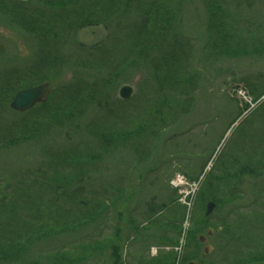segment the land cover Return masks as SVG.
Wrapping results in <instances>:
<instances>
[{
    "label": "trees",
    "instance_id": "obj_1",
    "mask_svg": "<svg viewBox=\"0 0 264 264\" xmlns=\"http://www.w3.org/2000/svg\"><path fill=\"white\" fill-rule=\"evenodd\" d=\"M193 1L0 0V13L9 16L11 23L34 41L25 59L30 64L24 66L10 64L0 45V155L23 146H42L49 137L68 129L84 132L92 139V143L82 141L72 150L64 148L61 156L52 155L45 167L32 166L21 177L12 176L16 187L0 195V263L96 264L102 258V264H125V241L119 234V223L125 219L126 211L119 209L118 203L121 201L124 206L122 198L127 189L121 181L115 190L112 187L113 194L104 188L84 192L83 179L91 180L90 175L118 151L132 152L144 162L142 141L155 143L162 131L192 115L204 81L203 71L212 70L223 59L264 56L262 24L254 17H245L244 12L245 7L251 8L253 0H199L207 14V43L201 57L196 56L191 40L183 33L184 12ZM90 27H103L108 35L103 44L85 48L78 43L77 35ZM142 73L145 77L139 83L140 99L131 100L134 104L130 99L114 102V93ZM45 83L53 89L46 103L26 113L11 109L17 93ZM246 85L255 110L241 122L247 127L241 147L226 155L218 154L203 180L211 161L197 176L200 187L195 204L202 210L210 202L221 205L238 201L243 198L248 178L264 177V146L255 145L246 161L244 145L248 136L264 143V79L260 83L250 79ZM251 105L246 104L230 126L249 113ZM91 110L102 114V123L86 121L78 129L93 114ZM47 148L43 150L48 153ZM69 167L73 172H67ZM30 177L32 182L28 183ZM74 185L80 188L73 189ZM263 187L256 190L257 196L263 194ZM154 207L155 203H150L144 218L152 220L171 208L168 204ZM183 207L189 210L187 205ZM116 208L117 215L113 217H117V224L110 237L100 242L81 238L72 250L38 251L36 258L26 262L30 252L40 245L79 233L86 224H96L101 217L110 219L109 213ZM186 211L180 219L179 233L166 246L169 251L149 260L137 259L138 264H176L175 251L187 221ZM173 213L175 218L178 213ZM196 213L187 233V246L193 247L191 261H186L203 264L199 256L203 237L199 234L212 226L211 217L204 211L197 216ZM135 214L126 221L132 235L138 237L149 224L146 220L140 225ZM222 225L221 237H229L227 244L242 242L243 228L234 230L233 224L225 221ZM215 230H210L208 236ZM220 251L224 256L222 264L264 263V252L242 251L231 257L222 245Z\"/></svg>",
    "mask_w": 264,
    "mask_h": 264
},
{
    "label": "rangeland",
    "instance_id": "obj_2",
    "mask_svg": "<svg viewBox=\"0 0 264 264\" xmlns=\"http://www.w3.org/2000/svg\"><path fill=\"white\" fill-rule=\"evenodd\" d=\"M250 7H245V17H254L257 23L262 24L264 30V0H253ZM184 13L185 26H183V33L191 40L192 47H194L192 49H195L194 53L196 52L195 55L201 57L207 43L204 30L207 19L206 10L199 0H195L186 7ZM11 22L9 16L0 13V45L4 48V54L12 65L24 66L30 64L25 59L29 52L32 51L34 41L25 31ZM107 35L108 32L103 27H90L78 33L77 41L83 47L90 48L103 44ZM262 38H264V35ZM204 68L205 66L202 67V69ZM203 74L204 81L199 90L198 100L195 104L196 108H194L192 115L182 120L178 125H172V127L162 131L155 143L142 141V149H145L142 155L144 156V162L139 161V157H136L132 152L118 151L107 158L103 165H100L98 172L90 175L91 180L88 177L83 179L84 192L89 190L92 192L102 191V188H104L110 189L111 194H113L114 190L121 185V181H123L122 185L125 190L127 189L124 192L125 196L122 198L124 206H122L123 202L120 200L118 203L119 209L123 207L126 211V215L124 214L125 219L121 225L119 223V226L122 227L119 234L124 236L125 241L123 253V258L126 260L125 264H138L137 259L149 260L152 256L157 254L160 256V254L169 251L166 246L170 245L171 238L175 239L180 231V219L186 211L183 205H187L189 210L186 211L187 221L183 223L179 247L175 251L178 253L176 264H188V261H191L190 257L193 247L187 246V233L191 227V218L195 216L193 215L195 212H197L196 216L199 213L201 214L202 211L206 213L208 205L202 210L195 204V197L200 187V182L196 181L197 176L200 175L201 169L211 161L203 174V180L218 154L223 153L226 155L237 147H241L240 142L242 141L243 133L247 129L241 122L244 121L245 116L255 110L252 98L248 94L249 89L246 83L250 79L251 81L258 80L259 83L261 80L263 81L264 56L223 59L217 62V65H214L212 70L203 71ZM143 77H145L144 73L134 78L127 85L134 90L133 96L129 100L130 102L131 100L136 102L140 99L139 83L143 80ZM112 99L114 102H121L120 89L114 93ZM134 102L131 103L134 104ZM246 104H252V110L249 113L246 112L239 121L230 126ZM91 111L93 114H88L89 117H86L87 119H84L79 124L78 129L88 121H102V114L98 113L96 115V110ZM117 114L119 113L117 112ZM125 115L128 118L130 117L129 113H125ZM77 131L74 129L64 130L49 137L46 144L42 146L28 145L12 152L1 154L0 195L12 191L16 187V179L12 180V176L21 177L22 173L32 166L35 169L45 167L50 162L52 155L55 157L61 156L64 153H62L64 148H71L70 150H72V147L81 144L82 141L92 143V139L86 133L79 131V133H75ZM258 131L260 133L259 129ZM244 145L246 147L247 161L254 146L262 147L264 143L248 136ZM43 148H47L48 153L51 154H48ZM67 172H73L72 168L69 167ZM30 178L27 179L28 183L32 182V178ZM263 184L264 177L248 178L244 182L243 198L233 203L227 202L217 205L210 215V225L212 226L199 234V236L203 237L201 239V247H199V256L203 264H222L221 260H223L224 256L220 251L221 245L225 254L231 257L234 253L238 254L242 251L264 252ZM113 186L114 190L112 189ZM259 187H263L261 196H257L255 193ZM72 188L79 189L80 187L74 185ZM132 194H134L133 197H131ZM100 196H102V192ZM129 196L131 199L128 203L126 201ZM150 203H155V209L164 204L170 205L171 208L160 213L155 217L156 219L147 220L144 217L149 212ZM116 210L117 208L109 213L112 216L110 219H108V216L107 219L101 217L96 224H86L79 233L72 232L68 236H59L40 245L37 250L30 252L26 262L36 258L39 255L38 251L72 250L79 242L77 240L81 238L100 242L102 239L110 237L117 224V217H113L116 214ZM134 212L140 225L145 223L146 220L149 224L148 227L143 229V236L136 235L138 237H135L130 232V224L127 221L130 219L129 215L134 214ZM173 212L178 213L175 218L173 217ZM172 217L174 218V223L171 222ZM224 221L225 223L233 224L234 230L244 229L242 242L226 243L229 237L225 236L222 238L224 232L222 223ZM215 228L217 229L215 230ZM146 230L148 231L146 232ZM210 230H215V233L208 236ZM206 250L207 253H205ZM96 264H102V258L97 259Z\"/></svg>",
    "mask_w": 264,
    "mask_h": 264
},
{
    "label": "water",
    "instance_id": "obj_3",
    "mask_svg": "<svg viewBox=\"0 0 264 264\" xmlns=\"http://www.w3.org/2000/svg\"><path fill=\"white\" fill-rule=\"evenodd\" d=\"M52 92L53 89L50 83L20 91L14 97L10 107L15 112L26 113L32 110L35 106L46 103ZM133 93L134 90L132 87L124 86L120 89V98L122 100H129L133 96ZM216 207V203L210 202L207 205L206 216L209 217ZM188 264L196 263L190 262Z\"/></svg>",
    "mask_w": 264,
    "mask_h": 264
}]
</instances>
